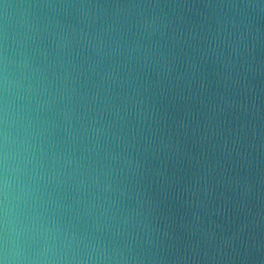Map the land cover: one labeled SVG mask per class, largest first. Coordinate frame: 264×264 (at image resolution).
Returning a JSON list of instances; mask_svg holds the SVG:
<instances>
[{"label":"clouds","instance_id":"obj_1","mask_svg":"<svg viewBox=\"0 0 264 264\" xmlns=\"http://www.w3.org/2000/svg\"><path fill=\"white\" fill-rule=\"evenodd\" d=\"M0 264H264V0H0Z\"/></svg>","mask_w":264,"mask_h":264}]
</instances>
